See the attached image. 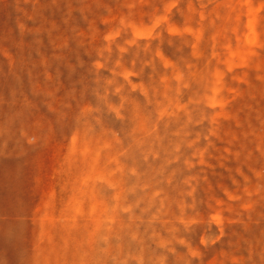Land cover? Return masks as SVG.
<instances>
[{"label":"rangeland","instance_id":"rangeland-1","mask_svg":"<svg viewBox=\"0 0 264 264\" xmlns=\"http://www.w3.org/2000/svg\"><path fill=\"white\" fill-rule=\"evenodd\" d=\"M0 264H264V0H0Z\"/></svg>","mask_w":264,"mask_h":264}]
</instances>
